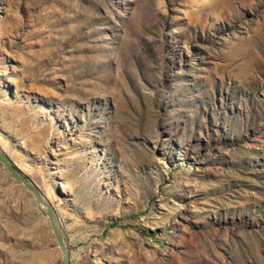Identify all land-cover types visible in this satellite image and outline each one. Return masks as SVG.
Here are the masks:
<instances>
[{
	"label": "rangeland",
	"instance_id": "rangeland-1",
	"mask_svg": "<svg viewBox=\"0 0 264 264\" xmlns=\"http://www.w3.org/2000/svg\"><path fill=\"white\" fill-rule=\"evenodd\" d=\"M0 143L69 264H264V0H0ZM60 261L0 163V264Z\"/></svg>",
	"mask_w": 264,
	"mask_h": 264
},
{
	"label": "water",
	"instance_id": "water-1",
	"mask_svg": "<svg viewBox=\"0 0 264 264\" xmlns=\"http://www.w3.org/2000/svg\"><path fill=\"white\" fill-rule=\"evenodd\" d=\"M0 163L7 171V173L14 180L19 182L26 188L33 196V199L37 207L45 213L47 220L49 222L50 228L52 230L56 245L59 248L61 261L60 264H69V254L64 240L62 228L58 222L56 213L52 206L42 199L39 189L31 182V180L15 166L14 162L6 155L4 151L0 148Z\"/></svg>",
	"mask_w": 264,
	"mask_h": 264
},
{
	"label": "bare ground",
	"instance_id": "bare-ground-1",
	"mask_svg": "<svg viewBox=\"0 0 264 264\" xmlns=\"http://www.w3.org/2000/svg\"><path fill=\"white\" fill-rule=\"evenodd\" d=\"M0 148H1L2 151L5 152V148L6 147H5V145L3 143H0ZM40 194L42 195V199L44 200V202H46L48 204L50 203L49 201L52 200V198H53L52 193L49 192V191L46 192V193L44 192V193H40ZM57 219H58V217H57ZM58 222H59V220H58Z\"/></svg>",
	"mask_w": 264,
	"mask_h": 264
}]
</instances>
